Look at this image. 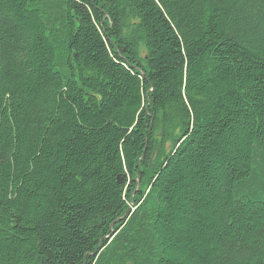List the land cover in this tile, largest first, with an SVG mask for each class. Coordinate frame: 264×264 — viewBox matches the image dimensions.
I'll return each mask as SVG.
<instances>
[{
    "label": "trees",
    "instance_id": "1",
    "mask_svg": "<svg viewBox=\"0 0 264 264\" xmlns=\"http://www.w3.org/2000/svg\"><path fill=\"white\" fill-rule=\"evenodd\" d=\"M0 264H264V0H0Z\"/></svg>",
    "mask_w": 264,
    "mask_h": 264
}]
</instances>
